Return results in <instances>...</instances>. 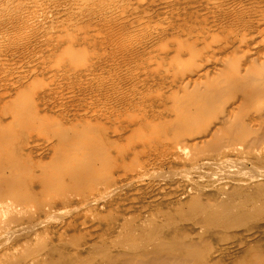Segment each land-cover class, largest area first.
I'll return each mask as SVG.
<instances>
[{"label": "rangeland", "instance_id": "obj_1", "mask_svg": "<svg viewBox=\"0 0 264 264\" xmlns=\"http://www.w3.org/2000/svg\"><path fill=\"white\" fill-rule=\"evenodd\" d=\"M0 264H264V0H0Z\"/></svg>", "mask_w": 264, "mask_h": 264}]
</instances>
